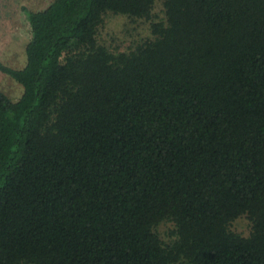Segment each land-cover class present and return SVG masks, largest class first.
<instances>
[{
	"label": "trees",
	"instance_id": "1",
	"mask_svg": "<svg viewBox=\"0 0 264 264\" xmlns=\"http://www.w3.org/2000/svg\"><path fill=\"white\" fill-rule=\"evenodd\" d=\"M22 11L24 65L0 61L22 88L0 92V264H264V0ZM107 14L151 38L111 51Z\"/></svg>",
	"mask_w": 264,
	"mask_h": 264
},
{
	"label": "rangeland",
	"instance_id": "2",
	"mask_svg": "<svg viewBox=\"0 0 264 264\" xmlns=\"http://www.w3.org/2000/svg\"><path fill=\"white\" fill-rule=\"evenodd\" d=\"M52 0H0V61L13 68L24 65V47L30 39V31L22 8L38 11ZM163 6L156 2L152 11L153 20L163 18ZM149 21H132L124 16L107 14L99 28L98 41L111 51H128L141 41L151 38ZM21 86L0 73V92L16 100L21 95ZM172 230L171 223H162L158 232L162 238ZM231 230L243 236L250 233V223L241 216L231 224Z\"/></svg>",
	"mask_w": 264,
	"mask_h": 264
}]
</instances>
